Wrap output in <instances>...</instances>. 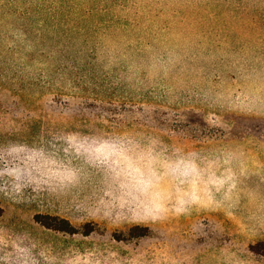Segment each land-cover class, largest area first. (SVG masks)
<instances>
[{"label": "rangeland", "instance_id": "obj_1", "mask_svg": "<svg viewBox=\"0 0 264 264\" xmlns=\"http://www.w3.org/2000/svg\"><path fill=\"white\" fill-rule=\"evenodd\" d=\"M0 207V264H264V0H0Z\"/></svg>", "mask_w": 264, "mask_h": 264}, {"label": "trees", "instance_id": "obj_2", "mask_svg": "<svg viewBox=\"0 0 264 264\" xmlns=\"http://www.w3.org/2000/svg\"><path fill=\"white\" fill-rule=\"evenodd\" d=\"M104 107V106H103ZM108 107V105L106 106ZM81 110H91L94 109V107H90L87 104H82L80 107H78ZM107 112V113H111V114H119V111H117L116 109L111 110V109H105L103 108V112ZM125 112V111H124ZM125 114H127L125 112ZM3 213V209L0 207V215ZM38 222L43 225L45 228L47 229H51L54 231H58V232H63V233H68V234H75L77 233V229H75L71 223L66 220V219H61L59 217H52V216H47V217H37ZM87 230H85V232L83 233L84 235L88 236L90 235L92 232H94V229L92 228V226L90 225H86L85 226ZM263 246L264 243L260 244V246ZM261 250V251H260ZM260 250H254V252L258 255H261L264 257V248L260 249Z\"/></svg>", "mask_w": 264, "mask_h": 264}]
</instances>
